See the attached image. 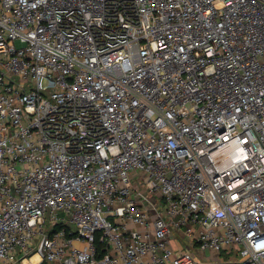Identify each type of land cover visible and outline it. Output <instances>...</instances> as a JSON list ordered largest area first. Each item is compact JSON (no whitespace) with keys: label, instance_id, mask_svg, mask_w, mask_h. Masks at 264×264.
Instances as JSON below:
<instances>
[{"label":"built area","instance_id":"1","mask_svg":"<svg viewBox=\"0 0 264 264\" xmlns=\"http://www.w3.org/2000/svg\"><path fill=\"white\" fill-rule=\"evenodd\" d=\"M0 264H264V0H0Z\"/></svg>","mask_w":264,"mask_h":264},{"label":"rangeland","instance_id":"2","mask_svg":"<svg viewBox=\"0 0 264 264\" xmlns=\"http://www.w3.org/2000/svg\"><path fill=\"white\" fill-rule=\"evenodd\" d=\"M73 227V229H75V227L74 226H72ZM223 257L225 258V260L226 261H228L229 260V258H230V256L228 255V254H224L223 255Z\"/></svg>","mask_w":264,"mask_h":264}]
</instances>
